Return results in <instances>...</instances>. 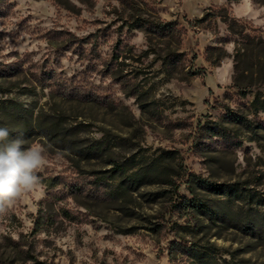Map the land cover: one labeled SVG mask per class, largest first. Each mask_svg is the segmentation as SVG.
Returning a JSON list of instances; mask_svg holds the SVG:
<instances>
[{
    "label": "rangeland",
    "instance_id": "obj_1",
    "mask_svg": "<svg viewBox=\"0 0 264 264\" xmlns=\"http://www.w3.org/2000/svg\"><path fill=\"white\" fill-rule=\"evenodd\" d=\"M7 99L62 135L0 264H264V0H0Z\"/></svg>",
    "mask_w": 264,
    "mask_h": 264
},
{
    "label": "clouds",
    "instance_id": "obj_2",
    "mask_svg": "<svg viewBox=\"0 0 264 264\" xmlns=\"http://www.w3.org/2000/svg\"><path fill=\"white\" fill-rule=\"evenodd\" d=\"M47 164L45 148L25 147L22 136L10 138L7 127L0 126V214L34 190H42L38 172Z\"/></svg>",
    "mask_w": 264,
    "mask_h": 264
},
{
    "label": "trees",
    "instance_id": "obj_3",
    "mask_svg": "<svg viewBox=\"0 0 264 264\" xmlns=\"http://www.w3.org/2000/svg\"><path fill=\"white\" fill-rule=\"evenodd\" d=\"M160 25H163L161 26L162 30L166 33L176 32V30H179V27H176L171 21ZM1 74L5 73L1 72ZM0 102V126L7 127L9 129L10 138L22 136L25 141L35 135H41L52 140L61 138V127L53 119H43L40 114L36 115L33 109L26 108L23 104L11 99ZM99 150H101V147L99 145H95L92 146L86 154L87 156H90L92 152H97ZM148 173L149 172L146 171L143 175H140L139 183L142 182ZM246 190H241L240 194L246 195ZM193 206L197 208L196 210L202 213L213 212L206 203L198 202L193 204Z\"/></svg>",
    "mask_w": 264,
    "mask_h": 264
}]
</instances>
